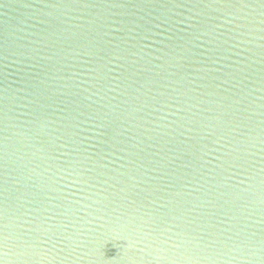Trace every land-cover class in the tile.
Returning a JSON list of instances; mask_svg holds the SVG:
<instances>
[{"label": "water", "instance_id": "95a60500", "mask_svg": "<svg viewBox=\"0 0 264 264\" xmlns=\"http://www.w3.org/2000/svg\"><path fill=\"white\" fill-rule=\"evenodd\" d=\"M0 264H264V0H0Z\"/></svg>", "mask_w": 264, "mask_h": 264}, {"label": "snow or ice", "instance_id": "6c2138e0", "mask_svg": "<svg viewBox=\"0 0 264 264\" xmlns=\"http://www.w3.org/2000/svg\"><path fill=\"white\" fill-rule=\"evenodd\" d=\"M206 7H210V8H217V9H225L228 8V5L226 2H222V3H214V4H207L204 5Z\"/></svg>", "mask_w": 264, "mask_h": 264}]
</instances>
